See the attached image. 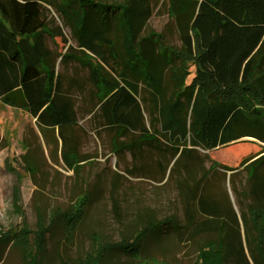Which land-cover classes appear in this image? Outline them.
<instances>
[{
	"label": "trees",
	"instance_id": "16d2710c",
	"mask_svg": "<svg viewBox=\"0 0 264 264\" xmlns=\"http://www.w3.org/2000/svg\"><path fill=\"white\" fill-rule=\"evenodd\" d=\"M51 7L71 28L84 59L75 53L58 56L63 63L77 59L88 67L103 125L131 137V143L121 144L124 150L134 152L137 141L164 146L175 169L188 170L198 150L245 136L264 141V0H0V100L13 105L11 94L20 89L40 129L58 130L69 167L74 166L78 113L48 36L73 47L51 17ZM162 7L179 44L168 43L164 32L142 34ZM101 68L115 78L103 76ZM86 203L85 197L74 214L83 215ZM249 214L251 254L264 260V204H251ZM170 222H149L132 240L110 249L140 259L144 238ZM44 234L39 230L35 237L40 253L46 250ZM224 253L222 239L209 241L200 247L198 263L225 264Z\"/></svg>",
	"mask_w": 264,
	"mask_h": 264
},
{
	"label": "rangeland",
	"instance_id": "374dc122",
	"mask_svg": "<svg viewBox=\"0 0 264 264\" xmlns=\"http://www.w3.org/2000/svg\"><path fill=\"white\" fill-rule=\"evenodd\" d=\"M50 10L73 47L48 36L78 113L74 166L61 156L58 130L40 129L20 90L11 96L13 105L0 100V264H95L100 256L102 264H199L200 247L219 238L225 264H264L251 254L249 214L251 204H264V141L245 136L198 150L188 170L175 169L164 146L137 141L134 152L124 150L121 144L131 143V137L103 125L88 67L77 59L63 63L58 56L75 53L84 59L71 28L55 8ZM152 30L179 44L166 8L155 11L142 34ZM101 73L111 80L116 76L107 68ZM206 170L209 175L201 181ZM85 197V212L78 216L74 213ZM160 219L171 222L144 238L140 259L110 249ZM76 220L81 222L73 230ZM39 230H45L42 253L35 248Z\"/></svg>",
	"mask_w": 264,
	"mask_h": 264
},
{
	"label": "crops",
	"instance_id": "0c3cea01",
	"mask_svg": "<svg viewBox=\"0 0 264 264\" xmlns=\"http://www.w3.org/2000/svg\"><path fill=\"white\" fill-rule=\"evenodd\" d=\"M18 90H20V89L15 90V91L11 94V96L14 95ZM20 92H21V90H20ZM21 94H22V93H21ZM23 102H24V104L26 105L25 100H24ZM34 119H35V118H34Z\"/></svg>",
	"mask_w": 264,
	"mask_h": 264
}]
</instances>
